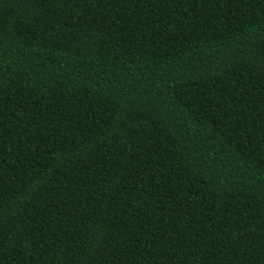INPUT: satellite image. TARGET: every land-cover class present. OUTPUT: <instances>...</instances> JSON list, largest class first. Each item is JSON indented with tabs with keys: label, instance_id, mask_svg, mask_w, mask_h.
<instances>
[{
	"label": "trees",
	"instance_id": "1",
	"mask_svg": "<svg viewBox=\"0 0 264 264\" xmlns=\"http://www.w3.org/2000/svg\"><path fill=\"white\" fill-rule=\"evenodd\" d=\"M0 264H264V0H0Z\"/></svg>",
	"mask_w": 264,
	"mask_h": 264
}]
</instances>
